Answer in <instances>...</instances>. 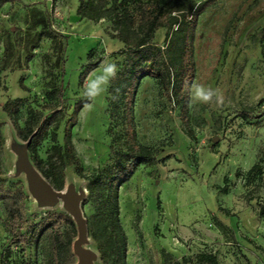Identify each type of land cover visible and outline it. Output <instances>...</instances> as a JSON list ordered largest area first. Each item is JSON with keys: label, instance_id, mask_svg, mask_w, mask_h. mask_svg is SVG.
<instances>
[{"label": "rangeland", "instance_id": "374dc122", "mask_svg": "<svg viewBox=\"0 0 264 264\" xmlns=\"http://www.w3.org/2000/svg\"><path fill=\"white\" fill-rule=\"evenodd\" d=\"M168 1L199 5L207 0ZM78 7L79 0H10L0 7V186L14 190L23 185L28 194L22 242L10 235L0 204V264L8 248L10 264H58L56 231L73 244L78 237L63 202L40 208L25 175H15L11 144L24 141L3 107L17 100L22 101L24 130H37L57 115L38 153L58 189L85 190L82 208L95 264H191L203 252L214 253L219 264H264V217L257 200H248L251 188L244 177L235 176L238 170L246 173L264 151V0H215L199 17L194 83L218 88L224 103L191 102L195 140L186 135L178 106L154 79L139 85L133 110L138 139L155 148L159 160L171 158L140 166L120 188L127 243H121L119 255L101 208L104 183L90 192L92 176H108L113 151L122 144L117 139L123 130L120 118H110L113 92L109 88L94 107L79 112L76 122L70 120L83 99L80 77L87 65L97 59L122 63L124 45L112 37L108 20L81 19ZM166 33L167 28L159 30L155 42L163 45ZM91 73L99 74V67ZM70 124L83 175L64 158ZM226 178L229 192L223 193ZM256 196L264 201V195ZM217 222L234 232L235 243Z\"/></svg>", "mask_w": 264, "mask_h": 264}, {"label": "trees", "instance_id": "16d2710c", "mask_svg": "<svg viewBox=\"0 0 264 264\" xmlns=\"http://www.w3.org/2000/svg\"><path fill=\"white\" fill-rule=\"evenodd\" d=\"M10 0H0V7ZM215 2L207 0L199 5L188 2H175L171 4L168 0H79L78 15L81 19H87L95 23L108 20L114 34L112 37L123 43L124 49L119 54L125 56L122 63H118L119 72L117 78L112 81L110 90L115 93L120 89L119 99L111 100L110 118L117 121L120 118L123 130L118 140L121 146L113 151V165L108 176L104 178L100 173L91 178L90 192L100 185H105L102 197V212L107 216L106 224L109 238L113 240L118 255L122 250L121 243L126 246L127 235L120 222L119 190L135 174L142 165H153L165 163L171 157L159 160V152L150 146L141 143L137 136L134 119L135 97L139 85L145 78L154 79L163 95L180 110V118L186 135L195 140V132L192 127L191 86L196 77L195 61V38L199 17ZM39 24L47 26L44 20ZM178 26V28L176 27ZM167 28L163 45L155 42L159 30ZM92 57V56H90ZM100 59L91 61L80 77V84L91 72L99 67ZM264 100L260 102L263 106ZM21 100L7 103L3 110L13 122L17 137L27 142L32 136L29 146L30 159L39 172L57 190L58 187L49 180V174L43 167L38 148L42 144L49 128L54 123L57 115L54 113L47 117L37 129L28 128L24 130L19 123V110ZM85 101L79 100L74 107V115L70 123L76 122L79 112L85 107ZM245 117L248 114L244 115ZM71 125L67 126L65 135L64 158L71 163L79 175H83V167L80 159L75 154V148L71 139ZM63 159V157H62ZM236 178L244 177L245 183L251 188L248 200H257L259 215L264 217V201L258 195H264V151L259 160L246 172L238 170ZM225 186L221 189L223 193L229 192V180L225 179ZM103 185V186H104ZM28 194L23 185L8 189L0 186V204L5 213L6 227L13 239L24 240L22 224L25 222L23 204ZM67 222L72 229L76 230V224L70 216H66ZM224 234L231 237L235 243L234 232L222 222H217ZM55 242L58 246V264H76L77 259L73 254L72 238L56 231ZM253 243L252 241H250ZM12 256L11 248H8L5 256L1 258V264H10ZM120 259V258H119ZM116 264H120L116 262ZM126 264V263H125ZM191 264H219L214 253H199Z\"/></svg>", "mask_w": 264, "mask_h": 264}, {"label": "water", "instance_id": "95a60500", "mask_svg": "<svg viewBox=\"0 0 264 264\" xmlns=\"http://www.w3.org/2000/svg\"><path fill=\"white\" fill-rule=\"evenodd\" d=\"M32 138L33 136L22 144L18 141L11 144L12 150L17 155L15 175H25L29 193L40 208L53 207L60 201L63 202L64 208L75 222L78 230V237L73 244L76 264H95L97 254L90 248L89 229L82 208L85 190L77 192L73 186H69L65 190L55 189L30 159L29 146Z\"/></svg>", "mask_w": 264, "mask_h": 264}, {"label": "clouds", "instance_id": "9594fccd", "mask_svg": "<svg viewBox=\"0 0 264 264\" xmlns=\"http://www.w3.org/2000/svg\"><path fill=\"white\" fill-rule=\"evenodd\" d=\"M178 28V26H176ZM119 67L117 63L105 60L99 65V74L91 73L84 80L81 96L85 101V108L94 107L108 93L112 81L117 78ZM120 89L117 88L112 95V99H119ZM190 101L192 103L223 105L224 97L222 92L217 89L205 87L202 84L194 83L191 86Z\"/></svg>", "mask_w": 264, "mask_h": 264}]
</instances>
